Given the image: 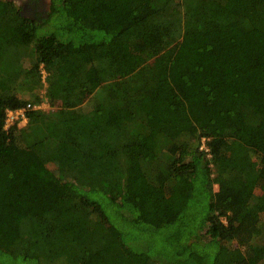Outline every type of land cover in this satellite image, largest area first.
Masks as SVG:
<instances>
[{"label":"trees","instance_id":"16d2710c","mask_svg":"<svg viewBox=\"0 0 264 264\" xmlns=\"http://www.w3.org/2000/svg\"><path fill=\"white\" fill-rule=\"evenodd\" d=\"M44 13L0 0V264H264V0Z\"/></svg>","mask_w":264,"mask_h":264},{"label":"built area","instance_id":"2783aa9c","mask_svg":"<svg viewBox=\"0 0 264 264\" xmlns=\"http://www.w3.org/2000/svg\"><path fill=\"white\" fill-rule=\"evenodd\" d=\"M44 72V78L46 76V71ZM46 101L49 103L48 107H44L43 103H31L29 102L25 107L19 108V109H15V110H9L8 114H7V123H6V127H10L11 125L15 124L16 122H18L19 125H25L28 122V114L27 112L31 109V110H36V109H48L50 108V102L47 98H45ZM202 148H206V145L203 144Z\"/></svg>","mask_w":264,"mask_h":264},{"label":"rangeland","instance_id":"374dc122","mask_svg":"<svg viewBox=\"0 0 264 264\" xmlns=\"http://www.w3.org/2000/svg\"><path fill=\"white\" fill-rule=\"evenodd\" d=\"M16 1V4L17 5H19V6H22L23 7V3H22V0H15ZM46 3H47V11L49 10V8H50V0H46ZM24 13H25V11H24ZM32 58H31V56H27V57H25V59H24V61H23V63H24V65L25 66H27V67H29V66H31V62H32ZM44 89H41V91L39 92L40 94H41V96H40V99H41V101H39V102H35V103H43V105H44V107H48L49 106V103L46 101V99H45V97H42L43 95V93H44ZM36 93V92H35ZM37 93H38V91H37ZM20 94H21V96L23 97V98H26V99H30L31 98V100L32 99H34V96L36 95V94H33V93H29V92H22V91H20ZM90 105H91V102H87L83 107H85L86 109H89V107H90ZM29 121V120H28ZM24 125V124H23ZM50 166V168H54V166L52 165V164H50L49 165ZM110 228H111V230L112 231H116V229L110 224V225H108Z\"/></svg>","mask_w":264,"mask_h":264},{"label":"flooded vegetation","instance_id":"af4514ba","mask_svg":"<svg viewBox=\"0 0 264 264\" xmlns=\"http://www.w3.org/2000/svg\"><path fill=\"white\" fill-rule=\"evenodd\" d=\"M22 3L24 15L28 17H37L38 14L47 12L46 0H22Z\"/></svg>","mask_w":264,"mask_h":264}]
</instances>
